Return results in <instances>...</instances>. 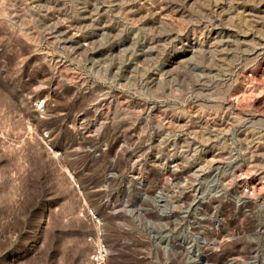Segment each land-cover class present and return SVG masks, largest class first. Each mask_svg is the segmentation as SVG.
<instances>
[{
	"label": "rangeland",
	"instance_id": "rangeland-1",
	"mask_svg": "<svg viewBox=\"0 0 264 264\" xmlns=\"http://www.w3.org/2000/svg\"><path fill=\"white\" fill-rule=\"evenodd\" d=\"M0 264H264V0H0Z\"/></svg>",
	"mask_w": 264,
	"mask_h": 264
},
{
	"label": "built area",
	"instance_id": "built-area-1",
	"mask_svg": "<svg viewBox=\"0 0 264 264\" xmlns=\"http://www.w3.org/2000/svg\"><path fill=\"white\" fill-rule=\"evenodd\" d=\"M108 256V249L104 244H100L97 250L91 255V260L94 263H102Z\"/></svg>",
	"mask_w": 264,
	"mask_h": 264
}]
</instances>
